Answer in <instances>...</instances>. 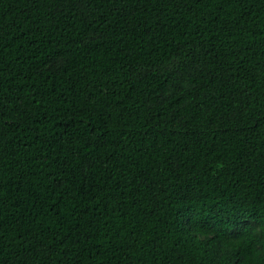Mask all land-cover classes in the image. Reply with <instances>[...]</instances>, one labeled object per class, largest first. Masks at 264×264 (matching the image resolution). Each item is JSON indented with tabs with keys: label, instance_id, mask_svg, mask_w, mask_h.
Masks as SVG:
<instances>
[{
	"label": "trees",
	"instance_id": "trees-1",
	"mask_svg": "<svg viewBox=\"0 0 264 264\" xmlns=\"http://www.w3.org/2000/svg\"><path fill=\"white\" fill-rule=\"evenodd\" d=\"M0 264H264V0H0Z\"/></svg>",
	"mask_w": 264,
	"mask_h": 264
}]
</instances>
